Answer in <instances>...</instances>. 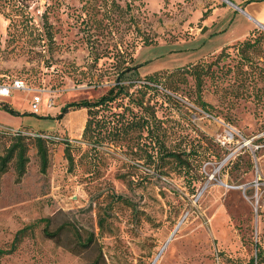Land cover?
Returning <instances> with one entry per match:
<instances>
[{"label": "rangeland", "instance_id": "1", "mask_svg": "<svg viewBox=\"0 0 264 264\" xmlns=\"http://www.w3.org/2000/svg\"><path fill=\"white\" fill-rule=\"evenodd\" d=\"M116 1L124 13L98 51L131 53L137 74L124 83L133 96L138 84L156 87L143 100L165 145L187 163L170 161L159 173L117 149L88 157L86 111L57 114L116 84L124 57L92 63L79 0H29L23 9L0 0V84L20 79L30 88L0 96L21 113L0 110V156L19 143L27 158L21 176L15 157L0 173V249L27 228L0 264H151L163 246L154 264H250L256 247L264 250V29L244 36L249 21L233 5L255 17L246 3L259 1Z\"/></svg>", "mask_w": 264, "mask_h": 264}, {"label": "trees", "instance_id": "2", "mask_svg": "<svg viewBox=\"0 0 264 264\" xmlns=\"http://www.w3.org/2000/svg\"><path fill=\"white\" fill-rule=\"evenodd\" d=\"M9 3L18 9H23L28 6L29 0H8ZM81 1V9L85 13L86 18L81 19L83 24L82 32L85 36V41L89 45V54L93 64L104 57L117 58L124 57L119 50H116L117 54H112L109 47H106L98 51L100 44L99 38L105 29L111 31V28L115 26V22L121 14L124 13L122 6L116 0H79ZM256 1V0H255ZM128 5L126 6V10ZM46 25V19H45ZM256 27L251 29L246 35H250ZM45 38L48 41H52L53 34L47 30ZM98 44V45H97ZM149 42L143 40V45H147ZM237 45H249V40L237 43ZM222 47L219 55H222L226 47ZM116 49V45H114ZM127 57L122 58L119 61L118 75L115 78L116 84L111 86L104 94L98 97L96 100H80L65 103L61 106L58 118H62L63 115L84 109L86 111V120L81 133L82 142L86 145L85 154L93 159H98L101 154L105 152L101 149L112 148L120 150L129 160L135 161L141 158L145 159L148 166H153L154 170L162 173V169L170 161L174 165L182 167L186 165V161L182 158L184 152L175 150H169L165 145L164 139L160 136L159 131L161 129V123L156 118L154 108L145 102L144 96L147 92H157L156 87H153L147 83L138 84L136 94L129 92V89L133 84L124 83L129 79L128 74H137L138 65H133V58L131 53H125ZM187 72L192 75L190 69ZM195 75V74H194ZM199 74L195 75L197 86L200 85ZM137 79V78H135ZM146 80L154 84H158V81L153 76H147ZM138 92L142 93V96H138ZM126 99V102L123 100ZM0 110H3L11 115L19 116L21 113L14 109L7 102H0ZM37 153L40 158L41 171H44L47 164V150L44 145V141L37 137ZM25 147L19 143L13 144L7 152L0 156V173H3L10 160L15 157V170L18 176H21L25 171V164L27 158L25 156ZM213 154L212 151L208 152V156ZM66 158L68 161H72L68 149H66ZM27 228L18 230L9 248L0 249V257L7 255L15 251L18 243L24 237ZM45 235L51 236L47 232ZM257 253L254 258H251L250 264H257V260L264 259V250L256 247ZM263 256V258H262Z\"/></svg>", "mask_w": 264, "mask_h": 264}, {"label": "built area", "instance_id": "3", "mask_svg": "<svg viewBox=\"0 0 264 264\" xmlns=\"http://www.w3.org/2000/svg\"><path fill=\"white\" fill-rule=\"evenodd\" d=\"M25 89H30V88H28V86L26 85V83L23 80L14 79L10 83L0 84V96L9 95L11 90H25ZM32 90H36V89H32ZM39 103H40L39 96H37V95L33 96L32 102H31L32 113H38L39 112Z\"/></svg>", "mask_w": 264, "mask_h": 264}, {"label": "crops", "instance_id": "4", "mask_svg": "<svg viewBox=\"0 0 264 264\" xmlns=\"http://www.w3.org/2000/svg\"><path fill=\"white\" fill-rule=\"evenodd\" d=\"M257 1H259V3H257V2H249V3H246L248 5L247 6L248 10L255 17H252L247 12H245L243 9L242 10L244 11V13L241 12V14L244 15V16H246V18L249 21L247 23V28H249L248 29L249 31L256 26V24L258 22L257 19H260V20H262L264 22V0H257ZM255 5L259 6L261 9L259 11H257V9H254V7H256ZM249 31L244 36H246L249 33ZM81 110H84V109H81Z\"/></svg>", "mask_w": 264, "mask_h": 264}, {"label": "water", "instance_id": "5", "mask_svg": "<svg viewBox=\"0 0 264 264\" xmlns=\"http://www.w3.org/2000/svg\"><path fill=\"white\" fill-rule=\"evenodd\" d=\"M233 6H235V8H238V10H239L240 12H243V13H244V11H243L241 8L237 7L236 5H233ZM257 24L261 25L262 28L264 29V24H261V23H259V22H257ZM203 30H205V28H204ZM167 241H168V240H167ZM163 247H164V246H163ZM163 247H162L161 250L158 252V254H157L155 260L158 258V256H159L160 252L162 251ZM155 260H154L151 264H154Z\"/></svg>", "mask_w": 264, "mask_h": 264}, {"label": "bare ground", "instance_id": "6", "mask_svg": "<svg viewBox=\"0 0 264 264\" xmlns=\"http://www.w3.org/2000/svg\"><path fill=\"white\" fill-rule=\"evenodd\" d=\"M225 186H227V185H225Z\"/></svg>", "mask_w": 264, "mask_h": 264}]
</instances>
